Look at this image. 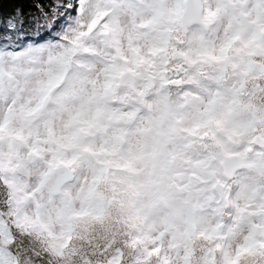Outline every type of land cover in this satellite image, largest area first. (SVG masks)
<instances>
[{
    "label": "snow or ice",
    "instance_id": "1",
    "mask_svg": "<svg viewBox=\"0 0 264 264\" xmlns=\"http://www.w3.org/2000/svg\"><path fill=\"white\" fill-rule=\"evenodd\" d=\"M0 264H264V0H0Z\"/></svg>",
    "mask_w": 264,
    "mask_h": 264
}]
</instances>
